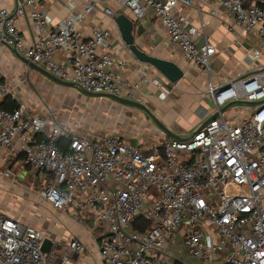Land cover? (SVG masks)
Masks as SVG:
<instances>
[{
    "label": "built area",
    "instance_id": "built-area-1",
    "mask_svg": "<svg viewBox=\"0 0 264 264\" xmlns=\"http://www.w3.org/2000/svg\"><path fill=\"white\" fill-rule=\"evenodd\" d=\"M118 2L137 19L148 10L154 13L169 41L209 77L204 97L214 102L213 114L219 115L188 140L155 137L141 147L115 133L77 134L58 123L51 126L48 118L32 115L17 102L12 109L0 106V152L17 148L26 166L52 176L40 196L58 211L73 209L80 223L92 226L102 264H187L163 250L181 232L184 250L193 259L264 264V0ZM192 3L199 9L221 7L234 27L257 39L249 47L253 63L246 77L212 82L215 47H198L199 29L173 12ZM91 9L87 5L86 12ZM210 13L217 15V8ZM27 14L41 32L31 45L17 27ZM105 14L113 12L105 9ZM110 38L108 29L96 28L84 39L71 18L53 28L37 9V0H15L12 11L0 9V43L28 61L26 72L36 65L88 92L132 98L138 84L123 78L126 62L99 52ZM8 93L0 79V96ZM237 101L262 103L243 104L255 109L245 107L248 113L234 121L221 109ZM200 114L205 118L210 113L201 107ZM3 175L9 178L10 170ZM46 239L37 228L0 212V264H55L56 257L42 250ZM69 249L79 253L84 246L73 240ZM72 262L67 254L59 264Z\"/></svg>",
    "mask_w": 264,
    "mask_h": 264
},
{
    "label": "crops",
    "instance_id": "crops-1",
    "mask_svg": "<svg viewBox=\"0 0 264 264\" xmlns=\"http://www.w3.org/2000/svg\"><path fill=\"white\" fill-rule=\"evenodd\" d=\"M87 5L92 6L90 12H86ZM14 7L15 0H0V9L12 11ZM214 8L218 11L215 16L210 13ZM37 9L49 19L53 28L61 21L71 18L84 39L91 38L96 28L108 29L111 38L108 45L99 52L116 56L126 62L127 68L123 72V78L127 82L138 84L137 89H132L131 99L146 104L178 136L187 137L186 135L193 134L204 121L214 115L212 113L203 118L200 112H197L198 107L208 109L203 101L209 77L201 76V69L186 60L182 50L169 41L161 22L151 10L146 12L143 19H137L131 9L120 5L118 0H37ZM105 9H111L113 15L105 14ZM174 13L183 14L199 29L201 36L196 40L198 47H203L206 43H211L215 47L216 54L211 58V80L214 84L225 83L231 77L243 78L251 72L253 61L249 47L256 46L257 39L234 27L232 16L224 9L215 7L214 4H207L199 9L192 3L179 6ZM122 14L136 23L134 35L139 48L148 54L176 63L185 72L183 79L171 83L156 68L135 58L115 22ZM17 27L28 45L37 41L41 34L29 14L18 20ZM57 58L62 59L61 56ZM260 63H264V57L260 59ZM0 79L9 87V93L0 96L1 107L12 109L17 102H22L32 115L48 118L51 126L58 123L77 134L88 131L108 133L104 130H108L111 125L90 124L95 123L96 116L102 118L101 121L107 120L106 115L109 114L99 110L93 111L95 102L92 97H89L91 98L89 105L92 107L87 108L88 103L83 98L88 96H83L80 89L60 85L35 68L31 72H26L25 62L1 43ZM113 107L117 116L115 113L112 120L128 125L127 131L119 134L120 136L133 143L137 141V146L141 147L153 141H147V138L140 134L152 136V139L156 135L155 137L162 141H167L163 139L166 135L156 126H149L140 113L138 122L141 123V127L125 123L121 110ZM53 115L57 119L54 120ZM121 118L122 120L118 121ZM131 130L137 136L130 134ZM1 163H4L0 171V187L3 190L0 197L1 214L43 232L52 242L47 246V254L56 257L55 264H59L60 257L67 254L73 261L71 264H102L98 253V234L91 233L92 226L87 225V222L80 223L73 209L67 212L58 211L40 196L41 188L52 180V176L26 166L17 148L2 150ZM6 169L11 172L9 178L3 175ZM73 240L82 243L83 252L78 253L69 249Z\"/></svg>",
    "mask_w": 264,
    "mask_h": 264
},
{
    "label": "water",
    "instance_id": "water-1",
    "mask_svg": "<svg viewBox=\"0 0 264 264\" xmlns=\"http://www.w3.org/2000/svg\"><path fill=\"white\" fill-rule=\"evenodd\" d=\"M115 22L120 30V33L122 35V38L126 45L129 46L130 51L134 54L135 58L144 64L151 65L152 67L156 68L169 82L171 83H176L180 81L181 79L184 78L185 72L174 62L165 60L159 57H156L154 55L148 54L145 51L141 50L139 46L136 44V38L134 35V31L136 29V23L134 20L129 18L127 15L122 14L119 15L116 19ZM14 53L24 62H28L25 58H23L17 51L13 50ZM35 69H37L40 73L45 75L46 77L50 78L54 82L67 86V87H73V88H78L80 91L88 97H107L121 105H125L128 107H133L136 109H139L143 111L149 118L152 119L154 125L162 132L164 133L167 137L177 140V141H185L188 140V138H182L178 136L176 133H174L165 123H163L157 116L156 114L151 111V109L144 103L131 99V98H123L119 97L116 95L112 94H105V93H92L88 92L84 89H81L77 87V85L73 82H67L63 81L61 79H58L57 77L53 76L50 72L47 70L33 65ZM262 102H243V101H237V102H232L226 105L221 109V113L227 111L229 108L235 106V105H249V106H257L261 104ZM219 114L215 113L211 117H209L206 121L203 122V124L192 134L195 135L197 132H199L201 129H203L210 121L214 120ZM51 240L46 239L43 245V252L47 253L48 249L47 246L51 245Z\"/></svg>",
    "mask_w": 264,
    "mask_h": 264
},
{
    "label": "rangeland",
    "instance_id": "rangeland-1",
    "mask_svg": "<svg viewBox=\"0 0 264 264\" xmlns=\"http://www.w3.org/2000/svg\"><path fill=\"white\" fill-rule=\"evenodd\" d=\"M173 12H174V10H173ZM201 73H202V74H200L201 76H203V77L207 76V74L204 73L202 70H201ZM82 95L85 96L84 94H82ZM83 99H85L87 101V103H88L87 108H91L92 106L89 105V101H90L91 98L89 99V97H87V98H83ZM92 99L95 102V104L93 105L94 107L92 108L93 111L96 112L97 110H99L101 112H104L106 114L109 113V114L106 115L107 120L101 121L102 118L100 119V117L96 116L97 118L94 119L95 123H90V124L91 125H97L96 123H99V124H101V126H104L107 123V125L108 124L111 125V126H109L108 130H104V131H106L108 133H115V134L116 133L117 134L125 133L127 131V126H128L127 124H119V123H116L115 121L112 120L113 118H115V113H116V112H114V107L113 106L118 107L121 110V114H123V116L126 118V120H125V118H123L125 123L129 122V123H131L133 125H138L139 127H141V123L138 122V119H139L138 115L140 113V115H143L144 118L147 120V124L149 126L151 125V126L155 127L152 119L149 118L146 114H144V112H140L139 109H136V108H133V107H128V106L121 105V104H114L112 102H109V100H108L109 98H107V97H92ZM203 104L206 107H208V111H209L210 114L215 112V104H214L213 101H210V100L205 98V101H203ZM244 107H249V106L235 105V106L229 108L224 113H225V115L227 117L231 118L232 120L238 121V120H240L242 117H244L248 113V109L245 110ZM238 108L240 110L244 109L245 111L236 113L235 111ZM249 108L255 109V107H249ZM200 111H201V108L198 107L197 112L199 113ZM116 116H117V113H116ZM121 120H122V118L120 120H118V121H121ZM89 127L90 126H87V128H89ZM100 132H103V131H100ZM130 134H133V136H137L134 133V131H132V130L130 131ZM191 134H188V135H186L187 137H182V138H188L189 135H191ZM140 135L141 136H145V138H147V141H149V142L154 141L155 140V136H156V135H154V137H153L154 139H152V136H146L145 134H140ZM136 143H138V142L136 141L134 144H136ZM136 145H138V144H136ZM3 164L4 163L0 164V171H1V167L3 166ZM1 191H3V190L0 187V197L3 195V193H1ZM182 236H183V232H181L180 234H178L176 236L175 241L173 240L170 244H166L163 247V250L167 251L170 254H173V255L177 256L179 260H182V261L186 262L187 264H211V263H205V262L193 259L190 256H188V254L185 252L184 247H183V245L181 243Z\"/></svg>",
    "mask_w": 264,
    "mask_h": 264
},
{
    "label": "trees",
    "instance_id": "trees-1",
    "mask_svg": "<svg viewBox=\"0 0 264 264\" xmlns=\"http://www.w3.org/2000/svg\"><path fill=\"white\" fill-rule=\"evenodd\" d=\"M64 145H66V143H65V142H63V143H62V147H64ZM20 157H21V155H20Z\"/></svg>",
    "mask_w": 264,
    "mask_h": 264
}]
</instances>
